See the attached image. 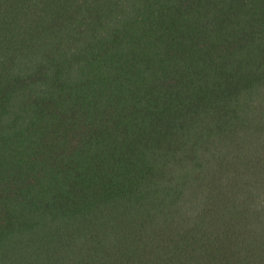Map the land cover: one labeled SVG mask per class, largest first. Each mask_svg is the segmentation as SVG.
<instances>
[{
    "label": "trees",
    "instance_id": "16d2710c",
    "mask_svg": "<svg viewBox=\"0 0 264 264\" xmlns=\"http://www.w3.org/2000/svg\"><path fill=\"white\" fill-rule=\"evenodd\" d=\"M0 264H264V0H0Z\"/></svg>",
    "mask_w": 264,
    "mask_h": 264
}]
</instances>
